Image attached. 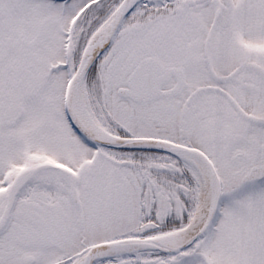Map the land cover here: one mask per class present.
Returning <instances> with one entry per match:
<instances>
[{"label":"snow or ice","instance_id":"1","mask_svg":"<svg viewBox=\"0 0 264 264\" xmlns=\"http://www.w3.org/2000/svg\"><path fill=\"white\" fill-rule=\"evenodd\" d=\"M0 264H264V0H0Z\"/></svg>","mask_w":264,"mask_h":264}]
</instances>
